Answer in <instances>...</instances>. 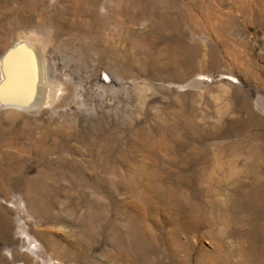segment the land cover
Masks as SVG:
<instances>
[{
    "label": "rangeland",
    "instance_id": "obj_1",
    "mask_svg": "<svg viewBox=\"0 0 264 264\" xmlns=\"http://www.w3.org/2000/svg\"><path fill=\"white\" fill-rule=\"evenodd\" d=\"M253 1L0 0L44 95L0 108V264H264Z\"/></svg>",
    "mask_w": 264,
    "mask_h": 264
},
{
    "label": "water",
    "instance_id": "obj_2",
    "mask_svg": "<svg viewBox=\"0 0 264 264\" xmlns=\"http://www.w3.org/2000/svg\"><path fill=\"white\" fill-rule=\"evenodd\" d=\"M0 108L31 111L39 76L37 52L24 41L6 49L0 61Z\"/></svg>",
    "mask_w": 264,
    "mask_h": 264
},
{
    "label": "bare ground",
    "instance_id": "obj_3",
    "mask_svg": "<svg viewBox=\"0 0 264 264\" xmlns=\"http://www.w3.org/2000/svg\"><path fill=\"white\" fill-rule=\"evenodd\" d=\"M248 1L249 0H237V6H236V11L238 12V14L241 15V17H243L244 19L246 18L245 20H247V18H249L250 14H251V6H252L251 4L255 5L253 0L249 1L250 3ZM256 2L258 4L259 8L261 7L262 9H264V0H256ZM206 11L199 14V15L198 14L196 15V14H193L190 12L188 14V17H189L191 22L192 21L197 22L199 18L203 19L205 22H208V20L210 21V20H213L214 18H216L215 15H213L209 12H206ZM42 68H43V66L41 65V68H40V65H39V76H40V73L42 71ZM41 94H42V90H41V85H40V87H38V90H37L35 102L32 105L33 108H35V107L37 108L39 106V104L42 102L44 95L41 96Z\"/></svg>",
    "mask_w": 264,
    "mask_h": 264
}]
</instances>
